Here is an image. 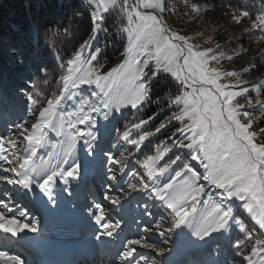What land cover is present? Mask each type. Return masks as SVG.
<instances>
[{
	"label": "snow or ice",
	"instance_id": "snow-or-ice-1",
	"mask_svg": "<svg viewBox=\"0 0 264 264\" xmlns=\"http://www.w3.org/2000/svg\"><path fill=\"white\" fill-rule=\"evenodd\" d=\"M84 2L93 35L71 58L65 60L59 47L73 36L71 26L41 25L29 35L30 43L43 55L34 62V71L26 77L28 83H21L16 95L35 119L30 126L22 117V122L11 121L7 135H0V182L11 185L10 191L23 189L25 197L39 190L48 202L55 203L53 193L58 185L67 186L80 176L77 145L82 142L89 152L99 147L103 138L100 120L111 125L124 118L125 109L138 115L145 106L155 104L157 111L152 115L138 122L133 119L119 132V139L128 146L124 149L128 156L105 153L111 165L106 177L111 194L104 199L122 205V198L127 202L136 194L145 198L142 216H156L148 200L161 210L144 234L123 242L116 254L119 264H149L138 248L155 249L146 234L161 229L165 222L168 232L179 236L188 229L187 235L209 246L208 256L216 255L207 264H264V232L262 238H256L245 221L246 215L264 230V127H260L264 123V81L249 84L235 70L210 67L223 59L232 60L233 55L217 52L219 45L201 50L189 37L171 31L162 18L169 10L166 0ZM184 4L188 7V0ZM190 11L199 16L202 7L192 3ZM113 13L121 18L123 27L118 31L126 34L128 46L123 61L102 74L93 63L99 50L92 51L91 42L103 30L106 16ZM229 15L235 24L249 18L250 35L252 30L264 33V8L252 18L249 6L237 4ZM233 52L237 57L241 54ZM25 62L26 58L19 60ZM53 68L61 70L54 87L49 74ZM256 70L257 65L250 63L240 71ZM233 77L234 84L221 83ZM161 115L164 119L154 131L146 130ZM174 122L182 126L175 127ZM49 132L60 139L49 146L45 159L38 149L47 143ZM165 132L170 134L161 139ZM153 137L158 140L154 154L144 155ZM11 199L0 195V249L31 244L34 238L25 230L38 231L36 223L21 221L25 213L16 209ZM90 207V220L103 229L102 236L118 234L121 222H110L106 206L94 201ZM159 235L164 236V231ZM0 264L25 262L19 255L0 250Z\"/></svg>",
	"mask_w": 264,
	"mask_h": 264
},
{
	"label": "rangeland",
	"instance_id": "rangeland-1",
	"mask_svg": "<svg viewBox=\"0 0 264 264\" xmlns=\"http://www.w3.org/2000/svg\"><path fill=\"white\" fill-rule=\"evenodd\" d=\"M196 4H199L202 7V11L199 16H196L195 13L190 12L187 20L178 26H173L172 29L170 28L171 31H175L180 35L189 37L190 42L194 45H197L201 50L206 48L216 49V46L219 45V49H216L217 52H224L226 55H233L232 60L223 59L218 64L211 63L210 67H215L220 71L235 70L239 72L241 79L248 81L249 84L253 82L264 81V56L261 55L262 53H264V33H261L259 30H252L254 34L250 35L248 30L251 29V20L249 18H244L240 24L233 23L229 15V13L233 11L232 7L215 6L212 3L206 1L196 2ZM205 7L209 9V11H203V8ZM141 11L152 10L141 9ZM250 12L251 17L254 18L257 11ZM108 17L109 15L106 16L103 23V30L96 33L95 40L91 42L92 51H96L98 49V54L102 51H105V36L114 37L115 35L117 36V34L120 33L118 29L121 28L122 25L121 18L116 14L114 15V17L107 20ZM92 35L93 32L91 36ZM98 35H102L103 37L100 43L96 42ZM123 37L126 41L123 52L118 54L111 61L107 59L108 55H104L100 63H97V61L93 62L94 65L97 66V69L100 73L103 74L111 71V69L115 68L119 63L123 61V54L125 53V50L128 46L126 34H123ZM116 38L118 40V37ZM79 47L76 50H78ZM233 50L240 51L241 54L237 57L234 54ZM88 54L89 52L88 50H86L85 55ZM250 63L257 65L258 70L249 73L240 71L243 67L248 66ZM99 65H102V67H99ZM60 73L61 71L56 73L51 84L52 87L55 86L56 78L60 75ZM161 83H163V81ZM221 83L234 84L235 78H226L225 80H222ZM167 91L168 89H166L165 92ZM252 95H255V93H252ZM0 99L3 100L2 97H0ZM237 99L240 100L241 104L245 103L243 99ZM10 106L11 105H9V103H7L6 101H4L3 106H1L2 110L0 112V135H7L8 131L11 129V121L22 122L21 117L23 118V120L27 121L28 126H30L34 122L35 118L28 115L27 111L24 108V105H20L19 103L17 109H15L14 107L10 108ZM155 111H157L155 104H151L141 109V112L138 115L135 113V110L125 109L124 118L119 119L118 121H114L111 125L107 124V122L103 120H100L103 138L99 141V147H97L96 151L89 152V150L83 146L82 142L79 143L76 147L75 156L81 165L80 174L82 173L81 171L85 169L84 172L88 177H83V187L86 193V200L89 199L90 201L89 203H87L84 199L85 201L83 204V210L84 212L89 214L88 221H92V223L94 224L93 237L96 239L98 247L100 242L107 247L104 251V257L101 259V262L98 261L94 264H114V261L115 264H119V261L116 258V254L121 249L123 242L126 239H132L141 236L142 234H144V228L148 226L150 220H158V215L161 210L157 207H154L151 200H148L147 203L149 205L150 211L152 213H155L156 216L153 217L148 215H141L145 202V198L142 196L132 194L134 198L129 199L127 202H123L122 198V205H112L110 201H106L104 199L105 195L111 194L109 182L106 178L109 174L108 168L111 165L108 163L107 157L105 155L103 156V153H108L118 158L120 152H124V155L128 156L129 154L124 151V149L128 146L123 144V142L119 139V132L123 130V126L125 124H129L131 121H133V119H136L138 122L139 118L146 119L147 116L152 115ZM163 119L164 116L161 115V117L150 124L146 130L154 131L155 126L158 125L160 120ZM257 122H259V117H257ZM174 125L175 127L182 126L176 122H174ZM175 127H171V131H175ZM260 127H264V123H260ZM168 134L170 133L165 132V134L160 138L164 139ZM59 139L60 137H58L56 133L49 132L47 143L44 147L38 149V155L44 156L45 159H47L46 152L50 150L49 146L52 144H57V141ZM152 139L157 140L155 137H153ZM156 143H158V140L154 143L153 148ZM58 149L59 145H57V150ZM147 154H154V151H147V153L144 155ZM141 159H143V156ZM193 165L198 170H203L202 168H200L198 162H193ZM115 167H119V165H116ZM117 175H119V173H117ZM78 179L79 177L77 179H72L69 184L72 185L73 183L75 184L79 182ZM61 188H65V186H61ZM11 189V185H6L3 182H0V195L11 197L12 199L10 200V203L12 202V200H14L15 208L19 209L20 212L25 213V215L21 217V221L23 223L32 221L33 223H36L38 225L39 216L36 214L35 209L30 206V204L25 200L22 189H19L18 191H10ZM56 190H58V188H56ZM94 201L101 203L102 206H106V210L111 217L110 222L115 223L117 220L121 222V228L118 230V234L114 233L112 237L102 236L101 233L103 232V229L95 225L94 220H90V213L93 210L90 206ZM19 214L20 213L17 212L18 216ZM245 221L250 228L254 229V236L256 238H262L261 233L264 232V230L259 229V226L255 225L254 222L248 219L246 215ZM152 227L155 228V224H153ZM168 227V223L165 222L161 229H158L154 232L150 231L146 234L149 238V241L156 245L155 249H145L142 247L138 248L139 252L148 258L149 264H163L165 256L172 248V243L178 237V235L174 234L173 232H168ZM160 231H164L165 235L160 236ZM176 231L178 232L179 230ZM187 231L189 232L190 230ZM187 231H185L184 235V238L186 237L190 241L188 242L187 247H189L190 250L194 248V250H192L191 253H186L185 260L179 264H207V262L210 261L212 257H215V252H213L212 257H209V246H202V242L197 241L194 237L187 235ZM104 245H100L101 248H104ZM211 247L215 249L216 244L212 243ZM158 249H163V252L158 251ZM200 249H203V251H200ZM0 250L10 251L12 255L21 256L20 250L16 247L11 249L4 248ZM100 254L101 253L98 252L97 256H100ZM114 255L115 258L113 257Z\"/></svg>",
	"mask_w": 264,
	"mask_h": 264
},
{
	"label": "trees",
	"instance_id": "trees-1",
	"mask_svg": "<svg viewBox=\"0 0 264 264\" xmlns=\"http://www.w3.org/2000/svg\"><path fill=\"white\" fill-rule=\"evenodd\" d=\"M204 1L215 6L247 5L250 11L264 8V0H188V7L185 6L184 0H166L169 10L163 13V20L172 29L173 26H178L187 20L192 3ZM88 11L81 0H0V97L3 99H0V112L4 101L11 105L10 108L17 109L20 103L15 95L18 86L21 83H28L26 77L34 71V62L43 55L30 43V33L41 25L51 28H59L61 24L66 27L71 26L73 36L68 38L69 42L59 46L62 57L67 60L92 34V22ZM114 15L115 13L110 14L107 20ZM115 36L104 37L105 51L98 54L97 63L102 61L104 55H108L107 59L111 61L123 52L125 38L121 33L116 36L118 40ZM102 39V35H98L96 42L100 43ZM21 58H26L24 64L19 63ZM43 58L51 60V57ZM59 71L61 70L58 68L49 70L52 77L50 85ZM155 91L160 92V89L156 88ZM160 94L164 95L163 92ZM155 142L157 140L152 139L151 144L144 149V154L152 150Z\"/></svg>",
	"mask_w": 264,
	"mask_h": 264
},
{
	"label": "bare ground",
	"instance_id": "bare-ground-1",
	"mask_svg": "<svg viewBox=\"0 0 264 264\" xmlns=\"http://www.w3.org/2000/svg\"><path fill=\"white\" fill-rule=\"evenodd\" d=\"M89 166V165H88ZM83 168H87V167H83ZM84 170V169H83ZM81 172H83V171H81ZM62 183V182H61ZM62 186H63V183L61 184ZM65 186V185H64ZM68 189H69V193L70 194H72L73 193V191H72V187H71V184H69V185H67L66 186ZM55 194V193H54ZM25 197V196H24ZM39 197H41V194H40V196ZM25 199H27V201H30V205H32L34 208H36V206H37V204H36V202L38 201V199L39 198H37L36 199V201H35V199H33V195H32V193L31 192H29V194H28V196L27 197H25ZM32 200L34 201V203L32 202ZM82 202H83V197L81 198V197H78L77 198V205H80V207L82 206ZM77 215H78V221L80 220V214H78V213H76ZM52 216H55V213H52L51 214ZM84 216V215H83ZM46 217H49V214H47L46 215ZM41 223H39V227H40V225L42 226V223H43V219H42V217H41ZM87 229V226H84L83 227V231L84 230H86ZM188 229H185L184 231H187ZM188 232V231H187ZM189 238V237H188ZM186 240V241H185ZM185 240H184V238H183V236H178L177 237V239H176V241H175V244H176V247L177 246H179V249L180 250H182L183 252H190L191 250H190V248L189 247H187V245H188V242H189V239H186L185 238ZM186 247H187V250H186Z\"/></svg>",
	"mask_w": 264,
	"mask_h": 264
}]
</instances>
